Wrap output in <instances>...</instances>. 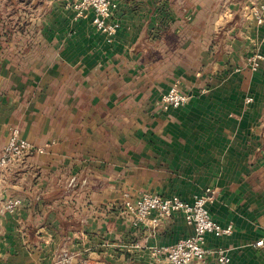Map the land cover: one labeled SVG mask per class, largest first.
Wrapping results in <instances>:
<instances>
[{
  "label": "crops",
  "instance_id": "0c3cea01",
  "mask_svg": "<svg viewBox=\"0 0 264 264\" xmlns=\"http://www.w3.org/2000/svg\"><path fill=\"white\" fill-rule=\"evenodd\" d=\"M261 1L119 0L111 43L67 0L25 2L45 11L0 28V150L19 128L46 152L0 175V264H169L193 229L181 213L136 225L123 203L142 194L207 195L234 227L207 247L264 264ZM176 82L188 103L164 111Z\"/></svg>",
  "mask_w": 264,
  "mask_h": 264
},
{
  "label": "built area",
  "instance_id": "2783aa9c",
  "mask_svg": "<svg viewBox=\"0 0 264 264\" xmlns=\"http://www.w3.org/2000/svg\"><path fill=\"white\" fill-rule=\"evenodd\" d=\"M66 5L77 13L78 18L93 17L92 24L95 29L103 34L107 42L115 40L120 25L114 20L119 9V0H67ZM252 16L258 24L264 23V0L259 2L251 10ZM264 60L259 53L253 54L248 62L253 71L260 68ZM188 96L181 90L176 82L170 90L161 98L160 107L164 111L179 109L188 103ZM249 103L251 98L247 100ZM44 147H36L25 140L19 128H13L7 145L0 150V175L3 171L23 166L32 154H44ZM75 179L72 180V185ZM1 192V188H0ZM123 208L126 214L133 218L136 225H159L164 220L171 219L175 214L181 213L186 224L193 229V235L184 238L169 248L165 249V255L169 264H230V252L224 248L209 249L207 237H229L233 233V225L223 226L212 217L208 205L211 199L207 195L196 196L192 201H184L178 197H164L161 195L142 194L132 201L126 196ZM23 205L20 198L8 200L4 210L9 213L16 212ZM263 242L257 245L262 246ZM162 251L154 252L156 257L161 256ZM61 264H70V258L64 254Z\"/></svg>",
  "mask_w": 264,
  "mask_h": 264
},
{
  "label": "rangeland",
  "instance_id": "374dc122",
  "mask_svg": "<svg viewBox=\"0 0 264 264\" xmlns=\"http://www.w3.org/2000/svg\"><path fill=\"white\" fill-rule=\"evenodd\" d=\"M25 2H30V0H0V28L2 33H9L11 28L14 27V29H16L19 22L22 21V19L24 20V18L29 19L28 16L30 17L31 14H36L38 16L45 11L41 8H35V6L33 4L31 5V3L30 6H27L28 4ZM65 7H67V5ZM75 14L77 16L76 12ZM22 23L23 25L26 24L24 21H22ZM8 24L11 25L8 26Z\"/></svg>",
  "mask_w": 264,
  "mask_h": 264
}]
</instances>
